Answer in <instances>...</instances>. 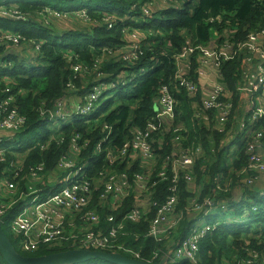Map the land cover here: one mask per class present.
I'll return each mask as SVG.
<instances>
[{
    "label": "trees",
    "instance_id": "trees-1",
    "mask_svg": "<svg viewBox=\"0 0 264 264\" xmlns=\"http://www.w3.org/2000/svg\"><path fill=\"white\" fill-rule=\"evenodd\" d=\"M13 1L26 17L20 24L29 27L18 30L17 22L0 20L1 31L17 32L22 38L16 47L0 43V101L12 96L14 104L11 106L25 118V125L10 138L11 142L3 143L7 138L1 137V150H9L0 160V179L13 182L17 193L27 191L30 184L25 177L30 169L42 165L46 172H55L58 161L71 155L74 142L80 150L77 166H89L85 170L86 179L92 186L103 170L125 173L132 179L134 174L143 173L139 161L128 163V155L126 160L110 166L104 157L106 154L117 156L124 145L132 141L134 131L145 134L154 126L157 130L151 132L146 142L155 159L161 162L169 156L174 149V139L181 137L184 151L194 156L188 175L198 191L191 192L183 174L179 176L176 196L181 220L175 232L157 241L148 237L147 232L158 208L170 195L171 175L167 170L166 182L161 183L155 179L154 172L149 192L156 206L139 222H126V235L118 237L116 243L138 258L116 249L103 252L148 263L159 262L171 250L164 246L166 240L179 241L187 237L193 221L185 210L190 202L201 205L207 199L218 205L217 211L211 214L217 221H207L215 229L199 244V264H237L247 259L250 250L257 252L260 257L257 264H261L264 258V180L245 185L240 172L247 169L252 155L248 151L251 136L243 135L249 131L263 133L259 142L264 145V115L255 117L244 111L237 88L244 83L246 69L242 61L249 54L244 45L250 36L264 43V0ZM70 1H78L85 15L47 12L65 7L73 10L70 4L65 5ZM45 15L67 20L70 29H55L52 22L46 23ZM108 20L114 21L113 28L105 26ZM18 47L23 49L21 53ZM187 47L193 52L186 60H179ZM225 48L230 49L227 57L222 54ZM202 50L214 53L218 82L226 93L225 98L218 101L231 107L221 129L217 128L216 112L205 109L202 101L199 75ZM253 61L260 62L258 58ZM3 78L11 80L5 82ZM108 83L113 84V88L102 94L100 101L108 93L116 95L102 101L92 118L72 116L69 117L72 121L62 128L50 127L53 121L48 114L55 112L57 102L72 97L82 100L93 93L94 88L101 89ZM189 86L196 87L194 94ZM166 93L174 108L170 125L159 116L158 101ZM66 107L70 111L69 102ZM250 118L256 119L250 121ZM97 146L101 147L99 151ZM26 149L27 154L18 161L21 154L18 151ZM155 166L158 170L157 162ZM19 167H22L21 175L15 180ZM99 194L93 195L86 212L97 205ZM134 199L129 197L117 212L105 205L97 210L104 233L109 229L107 219L110 216L121 218L133 207ZM244 208L248 213H244ZM12 215L13 210H7L0 224L19 254L39 257L76 249L62 242L57 246H41L33 253L22 252L18 249L21 238L9 232ZM0 264H6L1 256ZM83 264L110 263L97 259Z\"/></svg>",
    "mask_w": 264,
    "mask_h": 264
},
{
    "label": "built area",
    "instance_id": "built-area-1",
    "mask_svg": "<svg viewBox=\"0 0 264 264\" xmlns=\"http://www.w3.org/2000/svg\"><path fill=\"white\" fill-rule=\"evenodd\" d=\"M47 12L50 15L65 13L54 9L47 10ZM77 13L85 15L83 10ZM0 18L18 22L26 20V17L20 13L15 5L8 4H0ZM85 20L86 18L83 19V21ZM113 25L114 21L112 20H108L105 23L108 28H112ZM21 39L17 32L0 30V43H10L16 47ZM244 48L249 51V54L242 61V64L245 68L250 66L251 70H246L244 83L238 86L237 92H241L244 97L259 101L258 105L250 103L245 111L251 112L255 117H260L264 115V43H261L258 37L250 36ZM225 49L222 54L227 57L230 49ZM192 52V48H185L178 57L179 60H186ZM253 58H258L260 62L258 64L254 63ZM199 61L202 63L199 70L201 78L206 75L205 68L218 66L212 51L202 50ZM252 64L255 65L253 66ZM111 88H113V84L108 83L107 85H102L101 89L94 88L93 93L82 100H76L72 97L75 103L69 107L70 111L66 110L67 102H70V100H61L55 105V112L48 114V118L51 121L55 119L64 121L72 116H88L100 102L102 94ZM189 90L191 94H194L196 87L189 86ZM254 95H257V97ZM225 96L224 87L216 84L202 99L205 109L216 112L218 129H221L226 123L231 110L230 106L223 105L218 101L219 98H225ZM12 103L14 104L12 96L0 101V133L3 131L2 134H4L5 132V135L9 138H12L25 125V118L18 113L14 105L11 106ZM158 106L160 109L159 116L172 119L173 101L167 93L158 101ZM255 119L250 118V121ZM198 120H200L199 117ZM156 130L154 126H150L149 132L145 134L137 130L134 131L132 141L126 143L117 156L106 154L104 157V161L110 166L120 160H126L128 155H130L128 163L139 161L143 173L134 174L132 179L125 173L119 174L111 169L103 170L98 174L96 182L92 186L91 182L86 179L85 170L89 166L87 164L77 166L76 157L80 150L76 147L75 142L71 155L64 156L58 161L54 169L55 172H46L42 165L30 169L29 175L25 178L32 177L37 184H43L44 181L42 179L47 175H53L56 179L54 181V189L45 196L42 195V190L36 189L34 185H29L27 191L21 192L13 200L7 202L0 200V218L4 216L7 210L18 205V201L26 202V205L20 208V211L11 219L9 224V232L21 238L19 243L20 250L24 253H33L38 251L41 246H57L62 242H66L76 249L95 251L116 249L138 258V255L131 250L116 246L117 238L126 235V222H139L148 214L151 208L156 206L150 200L149 185H151V177L155 172V179L164 183L166 182L167 170L170 171L171 175L170 195L165 203L158 208L156 217L149 226L147 236L157 241H162L176 230L182 217V213L177 211L178 201L176 193L179 176L183 174L191 192L195 193L198 191V189L194 188L193 178L188 175L193 167L194 156L184 151L181 146L183 139L178 136L174 139L175 145L172 153L161 162H158L146 142L151 132ZM262 134L249 131L243 135L251 136L248 151L252 153L247 169L245 168L240 172V175H244L245 185H251V183L258 180L257 178H260L261 181L264 180V145L262 146L259 142ZM100 149L101 147L97 146V151ZM4 152L6 151L0 150V160L3 158ZM261 152H263L262 155L260 154ZM156 162L158 170H156ZM252 172H258L259 176L251 177ZM4 185L8 190L13 188L12 184L4 182ZM98 192L100 194L97 199V205L91 211L86 212L92 203L93 195H98ZM131 196L135 198L133 207L121 218L110 216L107 219L109 229L104 233L97 210L105 205L117 212ZM27 200L29 201L27 202ZM217 209L218 205H213L207 199L201 205L195 203V201L190 202L189 208L185 210L190 214L189 217L193 218L192 226L187 233V237L177 241L175 247L170 251L171 254L167 264H177L183 261L196 263L195 258L199 255L200 242L215 229L214 225L207 222L208 216L216 212ZM244 213L248 212L244 209ZM259 258L256 251L250 250L247 251V259L237 264H257ZM261 264H264V258L261 260Z\"/></svg>",
    "mask_w": 264,
    "mask_h": 264
},
{
    "label": "water",
    "instance_id": "water-1",
    "mask_svg": "<svg viewBox=\"0 0 264 264\" xmlns=\"http://www.w3.org/2000/svg\"><path fill=\"white\" fill-rule=\"evenodd\" d=\"M170 254L169 251L156 263L131 259L118 253L87 249H73L39 257H25L14 249L0 224V256L6 264H83L97 259L110 264H167Z\"/></svg>",
    "mask_w": 264,
    "mask_h": 264
},
{
    "label": "crops",
    "instance_id": "crops-1",
    "mask_svg": "<svg viewBox=\"0 0 264 264\" xmlns=\"http://www.w3.org/2000/svg\"><path fill=\"white\" fill-rule=\"evenodd\" d=\"M261 43H262V41H260ZM22 48L21 47H18V53H21L22 52ZM224 51V50H223ZM222 53H224V52H222ZM24 54H22V56H23ZM245 68V67H244ZM246 70H251L250 69V66H246V68H245ZM200 70V69H199ZM204 71H205V73H206V75H205V77H202L201 78V82H202V89H203V94H202V96L203 95H205L206 93H205V91H204V88H205V86H208L209 87V89H211V88H213L216 84H219V82H218V73H217V71H216V67H212V66H210L209 68L207 67V68H205L204 69ZM11 79H9V78H3L2 79V81H5V82H9ZM206 82V83H205ZM209 92V91H208ZM207 92V93H208ZM255 97H257V95H254ZM238 97H239V99H240V103L242 104V109L245 111L246 110V108H247V106H249V104L250 103H254L255 105H258L259 104V101L258 100H252V99H250V98H247V97H244L243 96V94L241 93V92H238ZM165 120H166V122L168 123V125H170L171 124V119H169V118H165ZM1 133H3V131H1ZM4 134H6L5 132H4ZM6 138H7V140H5L3 143H8V142H11L12 141V139H10L9 137H7V136H5ZM0 144H2V143H0ZM18 149H19V147H18ZM29 149V148H28ZM28 149H26L25 151H23V152H19L18 151V153H21V154H18V156H25L26 154H27V152H28ZM0 150H1V148H0ZM9 149H7V150H5V151H8ZM120 162V161H119ZM21 169H22V167H21ZM28 181V183L30 184V185H34L35 186V188L36 189H40V190H42V195H46V194H48L50 191H52L54 188V182H48V181H44L43 182V184H37V182H36V180L34 179V178H32V177H28V178H26ZM21 180H24L23 178H21ZM23 192V191H22ZM25 192V191H24ZM21 193V192H20ZM19 193V191H18V193H17V190H16V192L14 193V192H10L7 188H6V186L4 185V179H0V200L1 201H4V202H7V201H9L10 200V198H9V195L10 194H15V197L14 198H16L18 195L17 194H20ZM235 193V192H234ZM235 200H237V199H235ZM239 200V199H238ZM24 205H26V202L25 201H18V205H16V206H13L12 208H11V210H13V217L20 211V208L21 207H23ZM12 217V218H13ZM11 218V219H12ZM103 229V228H102ZM176 230H174L173 232H175ZM172 240H166V242H165V244H164V246L165 247H170L171 248V250L175 247V244L177 243V240H173V238H171ZM171 250H169V251H171Z\"/></svg>",
    "mask_w": 264,
    "mask_h": 264
},
{
    "label": "rangeland",
    "instance_id": "rangeland-1",
    "mask_svg": "<svg viewBox=\"0 0 264 264\" xmlns=\"http://www.w3.org/2000/svg\"><path fill=\"white\" fill-rule=\"evenodd\" d=\"M68 4H70L71 7H73V8H78V7L81 6L80 3H79L78 1H74V2H73V1H70V3H67V4H65V5H68ZM91 4H92V3H91ZM51 8H52V6H51ZM68 8H70V7H65V9H68ZM56 11H57V10H56ZM59 12H60V11H59ZM45 20H46V23L52 22V25H53L54 28L57 29V30H64V31H66V30L70 29V27H71V26L67 23V20H65V19H64V20H61V19H58V18L55 19L54 17H47V16H45ZM28 27H29L28 25H25V24H19V23H18V29H19V28L26 29V28H28ZM205 83H206V82H205ZM204 91H205V93L207 94V92L210 91L209 87H208V86H205ZM115 95H116L115 92H114V93H108V94L102 99V101L107 100V99H109V98H114ZM203 97H205V95H203ZM74 101H75V100H74L73 98L70 99V102H69V103H70V106H73V105H74V103H75ZM102 101H100V102L96 105V108L93 110V112H96L97 110H99V109L101 108ZM71 121H72V119H68L67 121H62V120H60V119H55V120L53 121V124H52L50 127L53 128L54 130H56V128H59L60 126H61V128H62V127L65 126L66 124H69ZM3 136H7V135L0 133V138L3 137ZM260 154L262 155L263 152H261ZM21 160H22V156H19L18 161H21ZM18 164H21V162L18 163ZM20 175H21V167H19V169H18V174L15 175L14 179L16 180L17 178L20 177ZM258 176H259V173H258V172H252L251 177H258ZM55 179H56V177H54L53 175H47V176H45L42 180H43V181H48V182H54ZM257 179H258V180H256L255 182H258V181L262 182V181L260 180V178H257ZM236 181H237V180H236ZM4 182L13 185V182H9V181H7V180H4ZM241 182H245V178H244ZM253 184H255V183H253ZM228 185H230V182L228 183ZM194 188H197V185H196V184H195ZM16 190H17V189H16V187H15L14 185H13V188H12V189H9L10 192H14V193L16 192ZM14 197H15V194H14V195H13V194H10V195H9L10 200H13ZM28 201H29V200H27V202H28ZM244 209H245V208H244ZM232 213L234 214V211H232ZM232 213H230V214L232 215ZM208 220L217 221V218L214 217L213 215H210V216H208ZM6 233L9 234L8 231H6ZM18 249H20V248H18ZM187 262H188L189 264H199L198 257L195 258V262H196V263L189 262V261H187Z\"/></svg>",
    "mask_w": 264,
    "mask_h": 264
},
{
    "label": "clouds",
    "instance_id": "clouds-1",
    "mask_svg": "<svg viewBox=\"0 0 264 264\" xmlns=\"http://www.w3.org/2000/svg\"><path fill=\"white\" fill-rule=\"evenodd\" d=\"M0 4H8V5H15L16 6V4L14 3V1L13 0H0ZM54 9V8H53ZM57 10V9H56ZM81 10H83L84 12H85V9L81 6V7H78V8H74L73 10H69V9H61V10H57V11H62V12H70V13H75V12H78V11H81ZM0 20H5V21H13V22H17V23H19L20 24V22H18V21H15V20H7V19H5V18H0ZM116 25V24H115ZM108 28V27H107ZM113 28V27H112ZM108 29H110V28H108ZM1 30V29H0ZM19 30V29H18ZM102 110H103V108H102ZM98 111V110H97ZM96 111V112H97ZM96 112H92L91 114H89L88 116H86V117H84V118H92L95 114H96ZM65 121V120H64Z\"/></svg>",
    "mask_w": 264,
    "mask_h": 264
},
{
    "label": "bare ground",
    "instance_id": "bare-ground-1",
    "mask_svg": "<svg viewBox=\"0 0 264 264\" xmlns=\"http://www.w3.org/2000/svg\"><path fill=\"white\" fill-rule=\"evenodd\" d=\"M207 223V222H206Z\"/></svg>",
    "mask_w": 264,
    "mask_h": 264
}]
</instances>
